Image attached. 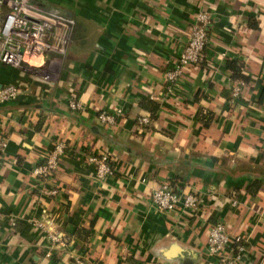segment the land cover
<instances>
[{
    "label": "crops",
    "instance_id": "0c3cea01",
    "mask_svg": "<svg viewBox=\"0 0 264 264\" xmlns=\"http://www.w3.org/2000/svg\"><path fill=\"white\" fill-rule=\"evenodd\" d=\"M32 1L73 25L66 54L31 59V73L0 62V87L20 90L0 106V264H213L204 248L218 222L241 236L239 264H264V0H208L201 60L168 85L163 71L185 46L198 0ZM227 61L246 82L232 80ZM55 65L49 79L39 73ZM144 99L159 108L140 125ZM117 107L113 127L97 121ZM57 142L64 153L42 181L32 169ZM104 153L112 174L99 179L88 158ZM167 181L198 194L195 215L154 208L152 191ZM33 220H52L66 246L51 247Z\"/></svg>",
    "mask_w": 264,
    "mask_h": 264
},
{
    "label": "built area",
    "instance_id": "2783aa9c",
    "mask_svg": "<svg viewBox=\"0 0 264 264\" xmlns=\"http://www.w3.org/2000/svg\"><path fill=\"white\" fill-rule=\"evenodd\" d=\"M198 1V8L193 16L185 46L173 61L168 62L167 68L163 71V78L167 85L177 82L185 67L197 66L204 52L208 39L210 14L205 9L208 0ZM72 25L70 18L45 10L32 0H0L1 64L24 73H31L34 67L30 64L31 59L45 58L48 54L64 56L70 41ZM39 73L44 79L52 76V70L40 69ZM240 89L239 83L232 86V98L239 96ZM19 94L20 90L15 85L0 87V106L16 100ZM67 106L73 112L83 111L81 102L74 98L67 100ZM121 115L122 110L117 107L98 113L97 121L106 127H113ZM148 123L147 116L138 119L140 125ZM262 138L264 140V130ZM6 148L7 140L0 135V164L4 161ZM64 148L63 143H55L42 162L33 167V175L42 181L50 179L58 167ZM88 161L95 166L97 178L104 179L112 174L108 154L90 156ZM47 194L54 196L57 192L51 189ZM151 201L159 213L177 212L181 218L187 219L197 213L201 200L196 193L173 192L166 182H163L153 189ZM32 225L35 230L45 233L51 247L66 246L65 236L54 230L52 220H33ZM241 240V236H230L224 224L218 222L207 231L205 255L215 258L213 264H239L240 252L243 250L239 245ZM235 245L237 246L234 249ZM70 264L88 263L81 257H73Z\"/></svg>",
    "mask_w": 264,
    "mask_h": 264
},
{
    "label": "trees",
    "instance_id": "16d2710c",
    "mask_svg": "<svg viewBox=\"0 0 264 264\" xmlns=\"http://www.w3.org/2000/svg\"><path fill=\"white\" fill-rule=\"evenodd\" d=\"M226 66H227V69L231 72V78L232 80H237V81H243V82H246L247 81V78L244 77V75H242L241 73V67L236 63V62H231V61H227L226 63ZM165 70V69H164ZM139 106L146 110L149 114L148 118L150 119L151 117H154L158 108H159V105L152 101V100H148V99H144V100H140L139 101ZM209 114L208 113H204L201 115V118L203 120V122L205 123L204 125H207V123L210 121L209 120ZM0 135L1 137H4L2 132H0ZM166 184L168 185V187L173 191V192H179V190L177 189V187L174 185V182L173 181H167ZM259 182L258 181H254V183L251 185L250 187V193H254L257 191V188L259 186ZM216 223L212 224V225H215ZM83 228H80L76 233L81 236L80 234V231L82 230ZM87 236L90 235V232L87 231L86 232ZM240 246H242V240L240 241L239 243ZM237 245L234 246V249ZM235 252V250H234Z\"/></svg>",
    "mask_w": 264,
    "mask_h": 264
},
{
    "label": "water",
    "instance_id": "95a60500",
    "mask_svg": "<svg viewBox=\"0 0 264 264\" xmlns=\"http://www.w3.org/2000/svg\"><path fill=\"white\" fill-rule=\"evenodd\" d=\"M52 13H58V14H62L63 16H66V17H68V14H65V13H61L60 11H58V10H54V9H52V10H50Z\"/></svg>",
    "mask_w": 264,
    "mask_h": 264
},
{
    "label": "rangeland",
    "instance_id": "374dc122",
    "mask_svg": "<svg viewBox=\"0 0 264 264\" xmlns=\"http://www.w3.org/2000/svg\"><path fill=\"white\" fill-rule=\"evenodd\" d=\"M65 54H66V53H65ZM55 67H56V68H55V70H53L52 73H56L58 67H57V65H55ZM62 68H63V64L61 63L60 66H59V69L61 70Z\"/></svg>",
    "mask_w": 264,
    "mask_h": 264
}]
</instances>
